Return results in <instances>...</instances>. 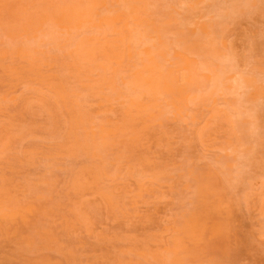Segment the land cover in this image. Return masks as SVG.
<instances>
[{
  "label": "rangeland",
  "instance_id": "obj_1",
  "mask_svg": "<svg viewBox=\"0 0 264 264\" xmlns=\"http://www.w3.org/2000/svg\"><path fill=\"white\" fill-rule=\"evenodd\" d=\"M237 1L102 0L34 37L0 0V264H264V0ZM93 37L96 63L75 52ZM145 49L169 89L126 122Z\"/></svg>",
  "mask_w": 264,
  "mask_h": 264
},
{
  "label": "bare ground",
  "instance_id": "obj_2",
  "mask_svg": "<svg viewBox=\"0 0 264 264\" xmlns=\"http://www.w3.org/2000/svg\"><path fill=\"white\" fill-rule=\"evenodd\" d=\"M2 1H4V3H6V2H8L9 0H2ZM63 1V0H62ZM73 1V0H72ZM106 2H108L109 0H105ZM134 1H141V0H134ZM235 1V0H234ZM241 0H239V2H240ZM68 2V1H67ZM76 2V1H75ZM98 2H102V0H78V2L77 3H74L73 5H71V6H68V5H66V4H61V3H59V0H14V5L15 6H17L18 7V9L17 10H15V12H13L14 14H12L11 15V20L13 21V23H18L20 26H21V32L22 33H25V34H28L27 32L28 31H30V34L29 35H34V37L36 36V33L37 32H39L40 30H41V26L43 25V24H45V23H48V22H50V21H52L55 17H56V21H55V23L60 27V28H62V27H68V25L70 24V22H72V19L74 18V17H76V16H80V17H82V18H87L89 15H91L93 12H94V10H95V7L98 5ZM106 2H104L106 5H108V3H106ZM111 2V1H110ZM118 2V1H117ZM129 2V1H128ZM127 2V3H128ZM238 2V1H237ZM236 3L235 5H240L241 3H242V1H241V3ZM11 3V2H10ZM125 3V2H124ZM127 3H126V6H127ZM162 3H164L163 1H162ZM245 3V2H244ZM13 4V3H12ZM118 4V8L117 9H119L122 5H123V7H124V5L125 4H122V5H120L119 3H117ZM129 4V3H128ZM141 4V3H140ZM165 4V3H164ZM6 5H7V3H6ZM119 5H120V7H119ZM187 5V4H186ZM242 5V4H241ZM240 5V6H241ZM257 5V4H256ZM114 6H116V5H113L112 6V8L114 7ZM259 6V5H258ZM16 7V8H17ZM108 7H110V5H108V6H105V9L106 10H108V11H111L112 10V8H111V10L110 9H108ZM235 7V6H234ZM237 7V6H236ZM255 8H256V6H254ZM150 8V7H149ZM241 8V7H240ZM243 8V7H242ZM252 8V7H251ZM114 9V8H113ZM140 10H142L141 8H139ZM236 9H238V8H236ZM102 10H104V9H101V11ZM125 10H126V8H125ZM132 10L134 11H132V14H138V8L137 7H133L132 8ZM179 10V9H178ZM244 10H246V9H244ZM100 11V10H99ZM100 11V12H101ZM108 11H104V12H108ZM118 11V10H117ZM119 11H120V9H119ZM129 11V10H128ZM103 12V13H104ZM113 12H114V10H113ZM130 12V11H129ZM143 12V11H142ZM152 12V11H151ZM244 12V11H243ZM102 13V12H101ZM109 13V12H108ZM158 13V12H157ZM192 13V12H191ZM4 14V13H3ZM7 14V13H6ZM228 14V13H227ZM0 15H1V13H0ZM112 15L113 14H111V17H112ZM154 16H156V15H154ZM180 16V15H179ZM149 17V16H148ZM147 17V18H148ZM161 17V16H160ZM194 17V16H193ZM106 18H109V17H105L104 19H106ZM139 18L141 19V20H144V21H148L147 19H146V17H140L139 16ZM158 18H159V16H158ZM166 18V17H165ZM180 18H181V16H180ZM189 18V17H188ZM103 19V18H102ZM213 19H215V18H212V20ZM8 20H9V18H8ZM153 20V19H152ZM182 20V19H181ZM187 20V19H186ZM211 21V20H210ZM212 22V21H211ZM188 23V22H187ZM192 23V22H191ZM128 24H130V23H128ZM137 24H139L138 22H137ZM148 24H152L151 22H149L148 21ZM153 24H155V23H153ZM217 24V23H216ZM46 25V24H45ZM116 25V24H115ZM171 26V25H170ZM208 26V25H207ZM165 27V26H164ZM174 27H175V25H174ZM173 27V28H174ZM213 27V26H212ZM49 28H50V26H49ZM129 28V27H128ZM161 28V27H160ZM171 28H172V26H171ZM178 28H180V27H178ZM207 28H209V27H207ZM51 29V28H50ZM53 29V28H52ZM51 29V30H52ZM175 29V28H174ZM173 29V30H174ZM210 29H211V27H210ZM216 29V28H215ZM46 30V29H45ZM49 30V29H48ZM80 30V29H79ZM82 30V29H81ZM80 30V31H81ZM105 30H107V29H105ZM131 30V29H130ZM140 30V29H139ZM167 30V29H166ZM153 31V30H152ZM155 31H157V30H155ZM158 31H160V30H158ZM157 31V32H158ZM214 31V30H213ZM84 32V31H83ZM160 32H162V31H160ZM159 32V33H160ZM169 32V31H168ZM167 32V33H168ZM216 32H218V29H216ZM71 34H73L72 32H70ZM79 33V32H78ZM93 33V32H92ZM133 33V32H132ZM137 33V32H136ZM150 33V32H149ZM80 35H81V33H79ZM85 34H87V33H85ZM174 34V33H173ZM176 34V33H175ZM180 34V33H179ZM194 34H195V32H194ZM197 34V33H196ZM56 35H58V34H56ZM68 35V34H67ZM80 35H78V36H80ZM89 35V34H88ZM95 35H96V33H95ZM97 35H98V33H97ZM137 35V34H136ZM161 35V34H160ZM177 35V34H176ZM24 36V35H23ZM38 36V35H37ZM42 37H43V35H41ZM48 36V35H47ZM98 36H100V35H98ZM132 36H134V35H132ZM143 36V35H142ZM201 36H203V35H201ZM39 37V36H38ZM46 37V36H45ZM56 37V36H55ZM59 37V36H58ZM72 37V36H71ZM139 37V36H138ZM156 37H160L158 34H157V36ZM155 37V38H156ZM161 37H163V36H161ZM1 38H2V35H1ZM40 38V37H39ZM73 38V37H72ZM77 39V38H79V37H76V36H74V39ZM133 38V37H132ZM23 39H24V37H23ZM45 39V38H44ZM54 39V38H53ZM57 39H59V38H57ZM73 39V40H74ZM136 39H138L137 37H136ZM162 39V38H161ZM165 39H166V37H165ZM174 39V38H173ZM202 39V38H201ZM31 40V39H30ZM73 40H72V42H73ZM121 40V39H120ZM124 40H126L125 38H124ZM146 40V39H145ZM148 40V39H147ZM155 40V39H154ZM55 41H56V39H55ZM60 41V40H59ZM69 41V40H68ZM94 41H97L96 40V38H88L87 40H83V41H80V42H78L77 44H76V49H75V52L77 53V56H78V58L79 59H81V60H85V61H87V62H90V63H96V50H97V47H96V43H94ZM138 41V40H137ZM207 41V40H206ZM11 42V41H10ZM71 42V43H72ZM140 42V41H139ZM185 42H187V41H185ZM212 42H214V41H212ZM33 43H35V42H33ZM33 43H32V45H33ZM136 43V42H135ZM216 43V42H215ZM218 43V42H217ZM22 45H25V44H22ZM46 45V44H45ZM73 45V44H72ZM101 46H102V48L103 47H105V49H106V51H105V56H108V57H110V60H112V59H116L117 57H118V53H117V51H116V49L118 48V45H115L114 43H111V45L110 44H108L107 42H104V43H101L100 44ZM212 45H214V44H212ZM219 45V44H218ZM35 46V45H34ZM39 46H41V45H39ZM43 46V45H42ZM70 46H71V44H70ZM150 46V45H149ZM181 46V45H180ZM208 46V45H207ZM15 47V46H14ZM30 47H32L33 48V46H30ZM72 47V46H71ZM136 47L137 46H135V48L134 49H136ZM174 47V46H173ZM70 48V47H69ZM68 48V49H69ZM83 48V49H82ZM132 48V47H131ZM125 49V48H124ZM133 49V50H134ZM138 49H139V47H138ZM151 49V48H150ZM170 49V48H169ZM180 49V48H179ZM208 49V48H207ZM212 49H213V47H212ZM50 50H52L51 48H50ZM65 50V49H64ZM209 50V49H208ZM207 50V51H208ZM52 51H54V52H56V50H52ZM211 51V50H210ZM26 52H27V50H26ZM45 52V51H44ZM63 52H65V51H63ZM145 52L147 53V55H148V62L146 63V64H144V67L142 68V69H139V70H137V71H135L134 73H132L131 75H130V78H129V80L128 81H125L123 84H125V88H126V93L124 92L123 93V91H121V92H119V94H118V99H121V106L119 105L118 107H121V108H123V110H122V113H123V117L126 119L125 121L126 122H132L133 120H135V119H142L143 117H146L148 114H149V109H150V106H148L146 103H144V102H142V96H146V94H148V93H151V94H157V93H160V91H161V89L162 88H164L165 90H167V89H169L168 87V84H167V81L163 78V75L161 74V71L159 70V68H158V64H157V62L156 61H154L153 60V58L150 56V51H149V49H145ZM61 53V52H60ZM59 53V54H60ZM101 54V53H100ZM171 55V54H170ZM190 57V56H189ZM202 57V56H201ZM64 58V57H63ZM67 58H69V56L67 57L66 56V58L65 59H67ZM199 58V57H198ZM70 59V58H69ZM173 59V58H172ZM176 59V58H175ZM196 59V58H195ZM77 60V59H76ZM143 60V59H142ZM200 60V59H199ZM211 60H212V58H211ZM70 61V60H69ZM80 61V60H79ZM144 61V60H143ZM17 62V61H16ZM84 63H86V62H84ZM135 63V62H134ZM4 64V63H3ZM136 64V63H135ZM14 65H15V63H14ZM120 65V64H119ZM91 66H92V64H91ZM101 67H102V65H100ZM168 66V65H167ZM171 67V66H170ZM193 67V66H192ZM201 67V66H200ZM140 68V67H139ZM198 68V67H197ZM202 68V67H201ZM66 69V68H65ZM85 69V68H84ZM199 69V68H198ZM82 70V69H81ZM99 70H101L100 68H99ZM105 70V69H104ZM201 70V69H200ZM203 70V69H202ZM43 71V70H42ZM97 71V70H96ZM106 71V70H105ZM217 72V71H216ZM57 73V72H56ZM101 73V72H100ZM218 73V72H217ZM94 76V75H93ZM128 77V76H127ZM62 78V77H61ZM64 78H66V77H64ZM73 78V77H72ZM118 78L119 77H117V79H116V85H120L119 83L120 82H118ZM122 78H124V79H126L125 78V76L124 77H122ZM213 78H214V76H213ZM89 79V78H88ZM195 79V78H194ZM65 80V79H64ZM217 80V79H216ZM5 81V80H4ZM13 81V80H12ZM83 81V80H82ZM110 81H112V80H110ZM196 81V80H195ZM199 81H200V79H199ZM202 81V80H201ZM214 81V80H213ZM219 81V80H218ZM84 82H86V80L84 81ZM217 82V81H216ZM110 83H112V82H110ZM200 84V83H199ZM63 85V84H62ZM104 86V85H103ZM67 87V86H66ZM120 87V86H119ZM123 87V86H122ZM2 88V87H1ZM124 88V87H123ZM217 88V87H216ZM64 89H65V87H64ZM122 89V88H121ZM191 89V88H190ZM66 91H67V89H65ZM79 90H81L80 88H79ZM85 90V89H84ZM102 90H104V89H102ZM116 90H117V88H116ZM124 90V89H123ZM191 90H193V89H191ZM17 91V90H16ZM71 91V90H70ZM83 90H81V92H82ZM87 91V90H86ZM195 91H197V90H195ZM214 91V90H213ZM68 92V91H67ZM108 92V91H107ZM191 92V91H190ZM200 92V91H199ZM65 93V92H64ZM63 93V94H64ZM192 94L194 93V92H191ZM103 94V93H102ZM113 95H114V91H113V93H112ZM162 94H164V93H162ZM161 94V95H162ZM106 96H111V94L108 92V95L107 94H105ZM114 96H116V94L114 95ZM58 97V96H57ZM69 97H70V95H69ZM76 97V96H75ZM117 97V96H116ZM165 97V96H164ZM78 97H76V99H77ZM86 98V97H85ZM58 99V98H57ZM144 99V98H143ZM87 100V99H86ZM85 100V101H86ZM167 100V99H166ZM22 101V100H21ZM61 101V100H60ZM78 101V103H79V100H77ZM158 101V100H157ZM106 102V101H105ZM111 102H112V100H111ZM116 103L117 102H120L119 100H117L116 99V101H115ZM58 103V102H57ZM114 103V102H113ZM191 103V102H190ZM50 104V103H49ZM73 104V103H72ZM207 104V103H206ZM18 105V104H17ZM47 106V105H46ZM69 106V105H68ZM83 106V105H82ZM104 106H106V104L104 105ZM109 106V105H108ZM115 106V105H114ZM73 107H75V106H73ZM86 108V107H85ZM114 108V107H113ZM116 108V107H115ZM117 109V108H116ZM198 109V108H197ZM111 110H113V109H111ZM119 109H117V111H118ZM72 111V110H71ZM87 111H89V110H87ZM188 111V110H187ZM12 112V111H11ZM73 112V111H72ZM222 112V111H221ZM13 113V112H12ZM113 113H115V112H113ZM63 114V113H62ZM71 114V113H70ZM86 114H87V112H86ZM109 114V113H108ZM69 115V114H68ZM89 116H91V115H89ZM96 116L97 115H95V118H96ZM15 117V116H14ZM83 117H84V115H83ZM97 117H99V116H97ZM107 117H110V115L108 116L107 115ZM112 117H110V119H111ZM93 119V118H92ZM97 119V118H96ZM87 121H88V118H87ZM96 121V120H95ZM98 121V120H97ZM58 123V122H57ZM72 123V122H71ZM93 123V122H92ZM95 123H97V122H95ZM99 123V122H98ZM211 124V123H210ZM92 125V124H91ZM90 125V126H91ZM164 125V124H163ZM170 125V124H169ZM84 126V125H83ZM211 128H213V127H211ZM92 130H91V132H93V128H91ZM208 129H210V128H208ZM75 130V129H74ZM99 131V130H98ZM78 132V131H77ZM98 142V141H97ZM176 143V142H175ZM53 149V148H52ZM186 151H188V149L186 150ZM93 154V153H92ZM96 156V155H95ZM112 156V155H111ZM164 159H166L165 157H164ZM190 159V158H189ZM76 160V159H75ZM89 160V159H88ZM158 160V159H157ZM168 160H170V159H168ZM170 162V161H169ZM65 163V162H64ZM94 163V162H93ZM159 163V162H158ZM73 164V163H72ZM77 164V163H76ZM117 165V164H116ZM149 167V166H148ZM157 167V166H156ZM106 168V167H105ZM111 167H109V169H110ZM107 169H108V167H107ZM167 170H169V168L167 169ZM176 171H178V170H176ZM120 173V172H119ZM6 174V173H5ZM8 174V173H7ZM104 174V173H103ZM136 174V173H135ZM134 174V175H135ZM107 175V174H106ZM110 176V175H109ZM14 178V177H13ZM17 178V177H16ZM109 178V177H108ZM140 178H143V177H140ZM62 180V179H61ZM60 180V181H61ZM164 180H166V179H164ZM157 181H160V179L159 180H157ZM222 183V182H221ZM60 184H62V181H61V183ZM147 185V184H146ZM223 185V183L221 184V186ZM223 187V186H222ZM226 189V188H225ZM51 190H54V189H51ZM227 190V194H228V189H226ZM156 191V193L158 192L157 190H155ZM154 191V192H155ZM52 192V191H51ZM132 192H133V190H132ZM195 192V191H194ZM222 192V191H221ZM170 193V192H169ZM158 195H159V193H157ZM177 195V194H176ZM186 195V194H185ZM59 196H60V194H59ZM143 196V195H142ZM167 196V195H166ZM194 196V195H193ZM149 197H151V195L149 196ZM176 197V196H175ZM177 198V197H176ZM176 198H174V199H176ZM54 199V198H53ZM184 199V198H183ZM58 200V199H57ZM62 200V199H61ZM177 200V199H176ZM21 201V200H20ZM61 204H62V202H60ZM196 203V202H195ZM51 204V203H50ZM185 204L186 203H184L183 204V206H185ZM193 203H191V205H192ZM19 205V204H18ZM41 205V204H40ZM190 205V204H189ZM182 206V208H185V207H183ZM186 206H188V205H186ZM229 206H230V204H229ZM177 207V206H176ZM181 207V206H180ZM188 207H190V206H188ZM173 208V207H172ZM178 208V207H177ZM179 209V208H178ZM187 210H188V208H186ZM189 210H191V208L189 209ZM170 211H171V209H170ZM169 211V212H170ZM1 212V211H0ZM8 212V211H7ZM36 213V212H35ZM177 214H178V212H177ZM187 214V213H186ZM185 214V215H186ZM214 214V213H213ZM33 215V214H32ZM37 215V214H36ZM49 215V214H48ZM38 216V215H37ZM213 216V215H212ZM185 217V216H184ZM214 218H217V217H215V216H213ZM213 217H211V218H213ZM181 217H179V219H180ZM219 218V217H218ZM17 219V218H16ZM134 219V218H133ZM178 219V218H177ZM176 219V220H177ZM7 221V220H6ZM233 221H234V218H233ZM8 222V221H7ZM121 222V221H120ZM1 223V222H0ZM164 223V222H163ZM158 224V223H157ZM174 225H175V223H174ZM177 225H179L178 224V221H177ZM177 225H175V226H177ZM180 226V225H179ZM196 226V224L194 223L193 224V226H192V228H194ZM54 228V227H53ZM123 228V227H122ZM136 228V227H135ZM121 229V228H120ZM138 229V228H137ZM145 229H146V227H145ZM55 230H56V228H55ZM141 230V229H140ZM163 230V229H162ZM126 232V231H125ZM178 232V231H177ZM224 232V231H223ZM231 232V231H230ZM138 233V232H137ZM225 234H226V232H225ZM204 235H205V233H204ZM90 237V236H89ZM80 238V237H79ZM84 238V237H83ZM82 238V239H83ZM177 238V237H176ZM228 238V237H227ZM204 239H205V237H204ZM122 240V239H121ZM179 240V242H180V239H178ZM222 240H224V237L222 238ZM61 241V240H60ZM62 242V241H61ZM74 242H76V241H74ZM63 243H64V241H63ZM67 243V242H66ZM69 243V242H68ZM85 243H86V241H85ZM94 243V242H93ZM92 243V244H93ZM208 243V242H207ZM59 244V243H58ZM75 244H77V243H75ZM111 244V243H110ZM118 244V243H117ZM202 244V243H201ZM71 245V244H70ZM74 245V244H73ZM88 245H89V243H88ZM99 245H101V244H99ZM120 245V244H119ZM207 245V244H206ZM209 245V244H208ZM35 246V245H34ZM69 246V245H68ZM55 247V246H54ZM118 247V246H117ZM179 247H180V245H179ZM206 247V246H205ZM67 248V247H66ZM176 248V247H175ZM46 249V248H45ZM201 250V249H200ZM32 251V250H31ZM37 251V250H36ZM35 252V251H34ZM196 251H194V253H195ZM65 253V252H64ZM81 253H82V251H81ZM205 254H206V249H205V252H204ZM203 253V254H204ZM7 254H8V252H7ZM35 254V253H34ZM62 254V253H61ZM179 254H180V251H179ZM198 253H196V255H197ZM10 255V254H9ZM41 255V254H40ZM39 255V256H40ZM102 255V254H101ZM128 255H130V254H128ZM132 255V254H131ZM130 255V256H131ZM170 255V254H169ZM188 255V254H187ZM127 257V255H124L123 256V258L124 257ZM200 256V255H199ZM207 256H209V254L207 255ZM92 257H93V255H92ZM121 258H122V256H120ZM206 257V256H205ZM210 257V256H209ZM33 259L35 258L34 256L32 257ZM118 258H119V255H118ZM136 258V257H135ZM5 259V258H4ZM3 259V260H4ZM35 259H38L37 257L35 258ZM183 259V258H182ZM41 260V259H40ZM40 260H39V262H40ZM53 260V259H52ZM172 260V259H171ZM171 260H168V261H171ZM176 260V259H175ZM212 260V259H211ZM8 261V260H7ZM84 261V260H83ZM142 261V260H141ZM204 261V260H203ZM9 262V261H8ZM122 262H123V260H122ZM143 262V261H142ZM173 262V261H172ZM5 263H6V261H5ZM37 263V262H36ZM7 264V263H6ZM39 264V263H38ZM64 264V263H63ZM143 264H144V262H143ZM147 264V263H146Z\"/></svg>",
  "mask_w": 264,
  "mask_h": 264
}]
</instances>
